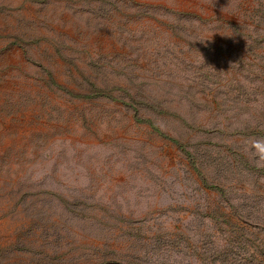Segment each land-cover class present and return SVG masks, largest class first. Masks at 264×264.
Listing matches in <instances>:
<instances>
[{"label":"rangeland","instance_id":"rangeland-1","mask_svg":"<svg viewBox=\"0 0 264 264\" xmlns=\"http://www.w3.org/2000/svg\"><path fill=\"white\" fill-rule=\"evenodd\" d=\"M0 264H264V0H0Z\"/></svg>","mask_w":264,"mask_h":264}]
</instances>
